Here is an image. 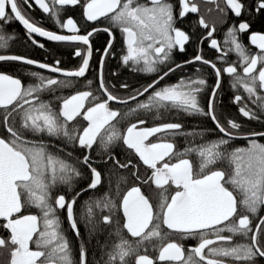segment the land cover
Instances as JSON below:
<instances>
[{"label": "snow or ice", "instance_id": "snow-or-ice-1", "mask_svg": "<svg viewBox=\"0 0 264 264\" xmlns=\"http://www.w3.org/2000/svg\"><path fill=\"white\" fill-rule=\"evenodd\" d=\"M205 2L219 13L211 27L196 0H0L7 264H89L82 226L88 242L110 229L103 264H264V32L251 31L264 18V0ZM35 8L60 31L30 18ZM77 9L83 24L61 18ZM13 22L33 47L45 49L37 38L66 45L77 63L11 53ZM101 33L106 44L94 47ZM189 43L196 53L177 62ZM94 56L98 69L89 78ZM110 59L137 74V84L118 71L106 77ZM185 68L192 71L166 79ZM225 77L234 114L217 101ZM173 110L200 123L187 130L157 122ZM188 240L197 243L186 247Z\"/></svg>", "mask_w": 264, "mask_h": 264}, {"label": "flooded vegetation", "instance_id": "flooded-vegetation-1", "mask_svg": "<svg viewBox=\"0 0 264 264\" xmlns=\"http://www.w3.org/2000/svg\"><path fill=\"white\" fill-rule=\"evenodd\" d=\"M48 2H51V0H48ZM196 2L200 5L201 14L208 21V23L211 27L213 22L217 21L218 16H219V13L215 11L216 5L214 3H211V2H205V0H196ZM223 2H224V0H219L221 7L223 6ZM209 9H212V11L210 12ZM28 14L30 15V18L36 20L37 22H42L43 26H45L49 30L60 31V29H58L56 27V25L53 23V21L51 19L43 16V14L41 13V11L38 8L28 10ZM68 15L72 16L75 20L80 21V23L83 24L79 9H77L76 11H69L66 14H62L61 18L65 19ZM193 15L194 14H190L189 21L192 19ZM225 30H226L225 28H220V29H218V31L216 33V38L219 41H221L222 46H223V39H224L223 33ZM251 31L264 32V18L256 17L252 23ZM6 34H8V35L15 34L17 37L21 38V41L24 44L28 43L26 40V37L24 35L23 28L17 22H13V23L6 26ZM196 35L199 36V32H197ZM37 39L40 40V42L45 43V49H41V50L46 51V50H51L52 48H54V50L57 49L56 53L53 57L62 58L65 62V67H71L77 63V61L72 59V57L70 56V49L66 45L61 46V45L56 44L55 42L45 41L43 38H37ZM107 39H108L107 34L101 33L100 35L95 36L93 38V46L94 47H100L101 45H105ZM11 41L12 40L8 41V49L10 48V46H12L13 42H11ZM242 41L245 45H247L251 49V51L253 53L258 51L255 48V46H253L249 43L247 35H244L242 37ZM15 42H17V41L15 40ZM202 47H203L204 56L206 58L212 59L214 57V50L209 49L207 42H205ZM120 48H121V37H120V33L117 31L116 32L115 50L119 51ZM0 50H3V49H0ZM196 51H197V49H196L195 45L193 43H189L188 45H186V52L185 53L176 55V61L182 62V60L185 58H191L196 53ZM95 59L96 58L94 56V58H93V69L90 70L89 78H92V76L95 74L94 70L98 69V66L95 63ZM229 59L235 60L236 56L233 54L229 57ZM112 71L120 72V74H121L120 80L121 81H127L128 83L133 84V85L137 84V82L140 80V78L137 74L130 73L128 70L123 69V68H118L117 67V61L110 59L107 62V65L105 67V76L109 77ZM190 71H192V69H190V68L178 70L175 74H172L170 77H168L166 79L170 83H174L178 80V78L182 74H187ZM231 96H232V91H231L230 86H229V80L227 77H225L224 85H223V88L221 90L220 95L217 97V101L219 102L220 100H222L224 105H225V111L231 112L234 114L236 109H235V106L231 105ZM172 113H173V111L166 114L165 120L160 121V122H172L171 121ZM150 122H151V120H150ZM250 126L251 127H257L255 122H251ZM158 136H161V135H158ZM150 139H153V142H156L155 138H150ZM262 142H264V141H262ZM184 146H185V144H183V147ZM142 173H143V169H142ZM260 215L264 216V210L261 211ZM63 225H64L65 229L68 227L67 220H66V214H65V224H63ZM108 242H111L110 239ZM196 243H197V241H195V240H188L185 242V246L186 247L192 246V245H195ZM0 261H3L4 264H7V250L6 249H0ZM89 264H92V263H89Z\"/></svg>", "mask_w": 264, "mask_h": 264}, {"label": "trees", "instance_id": "trees-1", "mask_svg": "<svg viewBox=\"0 0 264 264\" xmlns=\"http://www.w3.org/2000/svg\"><path fill=\"white\" fill-rule=\"evenodd\" d=\"M17 42H15V40H12V46H10L9 50L11 53L14 54H22V55H27L33 58H36L38 60H42L45 56L48 57H53L56 53V50H54V48H52L51 50H41L38 49L36 47H33L29 42L27 44H24L21 41V38L18 37V39H16ZM3 51V50H0ZM174 113V110H173ZM172 113V117H171V121L172 122H183L185 123L186 129L187 130H192L196 125H198L200 122L197 119L191 118V117H186L183 114H180L178 117L174 116ZM151 120V118H150ZM160 122V121H157ZM161 136H164V134H158ZM183 144H185L184 139L182 137L178 138V146L181 148H183ZM181 148V149H182ZM79 210V208H78ZM63 224H65V216H64V220H63ZM68 228V227H67ZM110 229L105 227L103 229V231L94 236L91 239V242L87 241V235L85 232V229L83 228V226L81 227V233L82 235H85L86 240L85 242L87 243V247H88V262L92 263V264H103V260H102V252H101V245L105 244V242L109 241V233ZM69 234V238L71 239V232L69 230L68 232ZM75 248V246H74ZM74 259H78V251H74Z\"/></svg>", "mask_w": 264, "mask_h": 264}, {"label": "water", "instance_id": "water-1", "mask_svg": "<svg viewBox=\"0 0 264 264\" xmlns=\"http://www.w3.org/2000/svg\"><path fill=\"white\" fill-rule=\"evenodd\" d=\"M19 24V23H18ZM21 26V25H20ZM22 27V26H21Z\"/></svg>", "mask_w": 264, "mask_h": 264}, {"label": "bare ground", "instance_id": "bare-ground-1", "mask_svg": "<svg viewBox=\"0 0 264 264\" xmlns=\"http://www.w3.org/2000/svg\"><path fill=\"white\" fill-rule=\"evenodd\" d=\"M18 23V22H17ZM67 229V228H66Z\"/></svg>", "mask_w": 264, "mask_h": 264}]
</instances>
